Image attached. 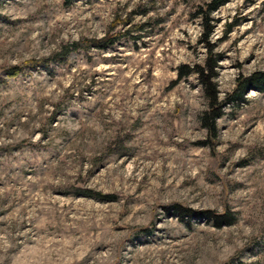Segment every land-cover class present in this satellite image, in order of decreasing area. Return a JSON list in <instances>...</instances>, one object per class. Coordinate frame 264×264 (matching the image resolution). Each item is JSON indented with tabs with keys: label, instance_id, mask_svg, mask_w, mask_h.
Segmentation results:
<instances>
[{
	"label": "rangeland",
	"instance_id": "1",
	"mask_svg": "<svg viewBox=\"0 0 264 264\" xmlns=\"http://www.w3.org/2000/svg\"><path fill=\"white\" fill-rule=\"evenodd\" d=\"M206 1L0 0V264H264V92L226 105L213 137L198 75L178 77L206 64ZM211 17L224 100L264 71V0ZM174 204L236 220L185 224Z\"/></svg>",
	"mask_w": 264,
	"mask_h": 264
},
{
	"label": "trees",
	"instance_id": "2",
	"mask_svg": "<svg viewBox=\"0 0 264 264\" xmlns=\"http://www.w3.org/2000/svg\"><path fill=\"white\" fill-rule=\"evenodd\" d=\"M230 0H208L199 8L198 15L202 20L203 35L205 42L208 44V57L205 65L190 66L187 64L178 67V77L182 79L192 74H197L200 83L205 89L208 99V108L204 110L199 120L203 128L213 136H217L218 120L223 116L226 105L233 103H242L245 101L246 95L251 90L264 92V71H257L253 74L237 79L235 88L227 94L224 100L220 99V92L215 81L217 77L216 68L218 66L219 57L214 53V49L209 43V36L212 32V14L222 5ZM124 34L113 35L111 33L103 37L82 38L62 45L60 51L54 56H67L76 50H89L90 48H107L115 44ZM54 57V58H55ZM19 72V67H13L10 75L15 76ZM82 196H96L101 200L112 201L114 196L101 192H93L92 190L83 191ZM166 213L176 217L180 222L190 224L194 218L205 216L207 219L214 222V226L223 227L231 225L235 222L236 216L230 211L217 213L213 209H195L182 204H174L165 207Z\"/></svg>",
	"mask_w": 264,
	"mask_h": 264
}]
</instances>
